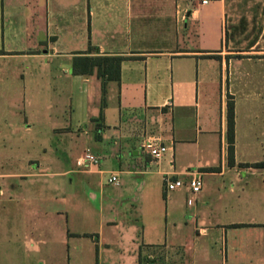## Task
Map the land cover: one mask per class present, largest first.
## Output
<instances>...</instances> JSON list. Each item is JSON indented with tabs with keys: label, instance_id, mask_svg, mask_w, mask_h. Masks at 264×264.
<instances>
[{
	"label": "crops",
	"instance_id": "obj_1",
	"mask_svg": "<svg viewBox=\"0 0 264 264\" xmlns=\"http://www.w3.org/2000/svg\"><path fill=\"white\" fill-rule=\"evenodd\" d=\"M226 3L0 0V84L9 81L15 66L14 80L25 86L45 82L55 99L68 88L70 118L61 123L59 112L52 118L51 102L53 130L65 135L81 131L88 144L95 142L93 155L100 164L108 151L136 157L135 165L112 170L111 176H158L164 190L165 178L185 182L176 197L167 196L163 229L151 226L139 235L135 264H144L145 258L148 264H264V168L254 167L264 163V57L245 58L239 92L238 76L225 73ZM80 57L123 58L119 80L116 74L101 77L97 70L75 75L73 65ZM25 66L32 69H21ZM231 102L234 165L228 157ZM136 116L142 125L127 132ZM219 134L225 144L220 163L213 156ZM147 136L169 147L161 160L143 150ZM85 155L78 157L81 166ZM100 164L80 174L87 194L107 173ZM191 172L202 173L203 187L189 205ZM19 193L16 198L10 189H0L6 211L19 204L26 212L38 211L29 204L30 189ZM86 208L81 222L70 225L68 219L61 235L55 224L42 234L35 220L0 219V264H60L64 254L68 264H93L95 257L96 264H104L107 252L124 240L114 231L105 236V222L100 234L89 233ZM117 224L111 220L107 227Z\"/></svg>",
	"mask_w": 264,
	"mask_h": 264
},
{
	"label": "rangeland",
	"instance_id": "obj_2",
	"mask_svg": "<svg viewBox=\"0 0 264 264\" xmlns=\"http://www.w3.org/2000/svg\"><path fill=\"white\" fill-rule=\"evenodd\" d=\"M226 6V47L223 50L227 60L225 73L238 76L237 89L240 92V77L245 74V58L264 57V0H227ZM10 69L9 81L0 84V189H10L16 193L13 195L16 198L20 190L30 189L32 194L27 195L30 198L29 204H32L31 207L36 206L38 211L26 212L24 206L19 204L11 207L9 212L0 203V219L35 220L40 222L42 234H45L48 225L55 224L56 234L61 235L60 228H64L68 219L70 225L72 221L81 222L88 204V232L100 234L102 223L105 222V236L114 231L124 240L107 252L109 255L106 254L104 264H117L120 258L122 264H135L139 235H143L144 230L147 231L151 226L163 229L167 196L176 197L178 191L166 193L158 176L124 174L120 177L119 186L110 184L111 171L126 170L127 166L135 165L136 157L130 153L124 156L125 152L115 154L108 151L100 164V168L107 171L102 184L96 185L100 193L91 190L87 194L81 184L80 174L90 167L79 165L78 157L81 153H87L88 149L94 154L95 142L88 144L81 131L73 135L58 134L49 119L52 107V118L55 112L64 116L58 117L61 123L70 118L68 116L72 104L68 88H64L63 95L55 99L54 93L49 91V84L29 83L25 86L22 81L13 79L19 67ZM21 69L29 71L32 68L25 66ZM76 93H79L78 88ZM78 97L75 96V102ZM217 112L220 123L219 102ZM128 125L127 132L134 126L140 127L142 123L136 116ZM80 136L83 138L81 141L78 139ZM74 140L77 141L75 145L72 144ZM224 148L225 144L221 142L219 134L216 154L213 155L219 163ZM15 175L29 178H18ZM53 209H59L61 213L56 214ZM111 220L118 222L115 229L107 227V222ZM59 260L60 264H68L65 254ZM143 262L148 264L146 258ZM96 263L95 257L93 264Z\"/></svg>",
	"mask_w": 264,
	"mask_h": 264
},
{
	"label": "trees",
	"instance_id": "obj_3",
	"mask_svg": "<svg viewBox=\"0 0 264 264\" xmlns=\"http://www.w3.org/2000/svg\"><path fill=\"white\" fill-rule=\"evenodd\" d=\"M123 58L121 57H80L76 58L73 69L75 75H91L95 70L101 77L113 76L116 74L119 80L120 66ZM228 119V157L229 163H235V106L231 102L228 105L227 112ZM255 168H264V163L255 164ZM218 168H211L209 170H217Z\"/></svg>",
	"mask_w": 264,
	"mask_h": 264
},
{
	"label": "built area",
	"instance_id": "obj_4",
	"mask_svg": "<svg viewBox=\"0 0 264 264\" xmlns=\"http://www.w3.org/2000/svg\"><path fill=\"white\" fill-rule=\"evenodd\" d=\"M211 0H201L202 5H208ZM143 150L150 155V157L156 161L161 160L169 151V147L157 137L147 136L142 144ZM82 165L84 166H98L100 164L99 158L88 151L86 155L81 159ZM191 179L188 181V186L190 189L191 198L189 199V205H192L195 201V197L201 192L203 187L202 173L195 172L189 173ZM109 183L118 185L119 177L117 175H112L109 178ZM185 186V182L182 180L172 181L169 178H165V189L166 192H172L182 189Z\"/></svg>",
	"mask_w": 264,
	"mask_h": 264
}]
</instances>
